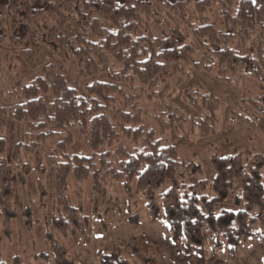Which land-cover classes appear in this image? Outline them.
I'll use <instances>...</instances> for the list:
<instances>
[{
    "label": "trees",
    "instance_id": "1",
    "mask_svg": "<svg viewBox=\"0 0 264 264\" xmlns=\"http://www.w3.org/2000/svg\"><path fill=\"white\" fill-rule=\"evenodd\" d=\"M218 1L223 2L219 9L224 26L222 33H218L208 17L203 16L206 9ZM191 5L201 17L197 26L188 16ZM154 6L165 9L166 17H179L190 28L199 52L187 41L186 35L190 33L178 26L169 29L161 38L152 36L147 21L156 17ZM102 21H106L109 28L102 27ZM65 23L78 25L93 37L70 36L61 30ZM254 30L264 33V0H0V41L9 39L11 48H16L18 59L32 67L43 64L40 46L47 44L73 58L85 75L91 71H106L107 61L111 59L121 65L124 78L129 73L141 85L149 87L158 80L183 73V65H192L202 72L216 68L220 78L238 73L252 76L260 84L264 103V38L256 56H240L227 46L235 37L249 40ZM198 54L199 59L195 61ZM112 76L117 80V74ZM15 93L22 101L7 110L0 108V112L38 130L40 140L78 128L88 136V146L93 154L101 146L112 148L120 139V132L107 116L112 112L120 121L121 134L135 143L139 140L143 143L140 150L133 152H128L122 145L117 146L114 149L117 165L114 167L109 161V151L88 157L63 155L64 160L55 167L56 202L72 225V232L82 230L84 225L76 210L67 205L64 196L67 179L73 174L81 183L91 174L97 190L99 172L95 165L99 163L100 169L106 168L104 174L110 179L124 181L128 188L134 183L135 190L145 195L151 217L165 219L171 241L181 242L187 254H204V226L214 233L217 249L237 246L257 235L254 224L264 219V155L252 154L249 158L212 156L213 196L198 197L194 192L181 191L177 181L181 175V162L174 146L167 139H156L153 131L139 126V110L127 111L118 107V96L124 97V94L117 84L95 82L86 88L85 98L49 65L43 76ZM46 98L50 99L49 105ZM260 103V100H251L249 104L251 108L260 109ZM192 105L203 114L198 121L201 135L214 133L218 122L217 99L209 94L201 95L196 102L192 100ZM169 110L168 116H163L165 119L159 122L163 125L162 130L173 129L174 133V123L182 127L186 120L171 108ZM238 119L249 122L241 116ZM71 142L68 132L65 144ZM4 151L5 141L0 138V195L4 203L3 224L7 230L15 211L11 203V169L2 157ZM29 171L30 168L24 165V174ZM19 181L23 183L22 176ZM236 181L240 182L241 194L234 197L235 210L222 209L216 214L215 208L235 190ZM166 183L170 184L169 188L157 200L155 193ZM204 186L205 183L200 182V187ZM53 223L66 235L68 223L62 215ZM46 239L56 264H72L51 234L47 233ZM116 262L123 263L117 259L106 264ZM0 264L4 263L0 260ZM12 264L22 263L15 256Z\"/></svg>",
    "mask_w": 264,
    "mask_h": 264
},
{
    "label": "rangeland",
    "instance_id": "2",
    "mask_svg": "<svg viewBox=\"0 0 264 264\" xmlns=\"http://www.w3.org/2000/svg\"><path fill=\"white\" fill-rule=\"evenodd\" d=\"M222 6L223 2L218 1L203 14L218 33L224 32L219 11ZM153 10L156 17L147 21L152 36L161 38L177 26L190 33V28L179 17H166L165 9L158 6ZM188 13L191 22L197 26L201 17L194 5L188 7ZM101 25L109 28L106 21ZM61 30L70 36L93 37L85 32L86 29L82 30L73 23H65ZM186 38L199 52L191 33ZM263 38L264 33L254 30L249 40L235 37L228 41L227 46L240 56H256ZM40 50L44 62L32 67L18 59L16 48H11L9 39L0 41V108L7 110L20 103L22 100L15 92L43 76L49 65L85 98L86 88L93 83H115L124 94V97L118 96V107L127 111L139 110V126L153 131L156 139H167L174 146L181 162V175L177 179L181 191L194 192L198 197L213 196L212 156L241 155L249 158L252 154L264 155V103L260 84L248 74H225L220 78L216 68L202 72L192 65H183V73L158 80L149 87L141 85L129 73L124 78L121 65L111 59L107 61L106 71H91L85 75L69 55L57 52L47 44H42ZM199 56H195V61ZM116 74L118 81L112 76ZM208 94L218 101V122L214 133L202 136L198 121L203 114L193 107L192 100L196 102L199 96ZM251 100H260V109L251 108ZM46 103L49 105V98H46ZM169 108L186 120L182 127L174 123V133L173 129L162 130L163 125L159 122L165 119L163 116H168ZM107 116L120 132L119 143L112 148L101 146L93 154L88 146V136L78 128L60 131L40 140L38 130L0 112V138L5 141L2 157L11 169V203L15 211V217L6 230L2 212L4 203L0 195V260L4 264H12L15 256L22 264H56L46 239L47 233L64 248L66 259L72 264H106L117 259L122 260L121 264H264V219L254 224L257 235L237 246L221 249L215 248V235L204 226V254H187L181 242L171 241L165 219L154 220L151 217L148 201L143 193L135 190L134 183L128 188L124 181L110 179L104 174L106 168L100 169L99 163L95 165L99 172L97 190L91 174L81 183L73 174L67 179L64 192L67 205L76 210L84 225L82 230L72 232V225L56 202L55 167L64 160L63 155L88 157L109 151V161L114 167L117 165L114 153L117 146L122 145L128 152L140 150L143 146L141 140L135 143L121 134L116 114L109 112ZM239 116L249 122H242ZM68 132L72 142L66 145ZM95 161L98 162L97 159ZM24 165L30 168L28 174H24ZM19 176L23 177V183ZM200 182L205 186L200 187ZM239 184L236 181L235 190L217 205L216 214L222 209L235 210L234 197L241 194ZM169 186L166 183L155 193L157 200ZM61 215L68 223L66 235L54 227V219Z\"/></svg>",
    "mask_w": 264,
    "mask_h": 264
}]
</instances>
